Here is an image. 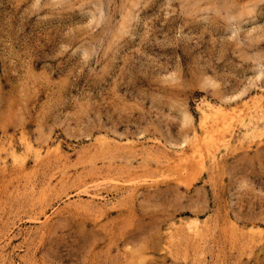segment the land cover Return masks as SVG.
<instances>
[{
  "label": "rangeland",
  "instance_id": "1",
  "mask_svg": "<svg viewBox=\"0 0 264 264\" xmlns=\"http://www.w3.org/2000/svg\"><path fill=\"white\" fill-rule=\"evenodd\" d=\"M0 264H264V0H0Z\"/></svg>",
  "mask_w": 264,
  "mask_h": 264
},
{
  "label": "bare ground",
  "instance_id": "2",
  "mask_svg": "<svg viewBox=\"0 0 264 264\" xmlns=\"http://www.w3.org/2000/svg\"><path fill=\"white\" fill-rule=\"evenodd\" d=\"M197 228H198V227H197ZM197 228H196V229H197ZM193 229H194V228H193ZM191 230H192V229H191ZM194 230H195V229H194ZM197 230H198V229H197ZM253 231H254V230H253ZM195 232H196V231H195ZM258 232H259V231H258ZM258 235H260V234H258ZM253 236H254V235H253ZM253 236H252V237H253Z\"/></svg>",
  "mask_w": 264,
  "mask_h": 264
}]
</instances>
